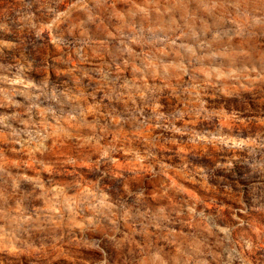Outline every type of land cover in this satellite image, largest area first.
Masks as SVG:
<instances>
[{
  "label": "rangeland",
  "instance_id": "374dc122",
  "mask_svg": "<svg viewBox=\"0 0 264 264\" xmlns=\"http://www.w3.org/2000/svg\"><path fill=\"white\" fill-rule=\"evenodd\" d=\"M0 264H264V0H0Z\"/></svg>",
  "mask_w": 264,
  "mask_h": 264
}]
</instances>
